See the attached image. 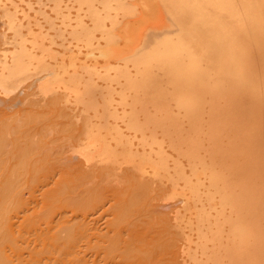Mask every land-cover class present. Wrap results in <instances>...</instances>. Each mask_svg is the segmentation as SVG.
<instances>
[{
	"label": "bare ground",
	"instance_id": "obj_1",
	"mask_svg": "<svg viewBox=\"0 0 264 264\" xmlns=\"http://www.w3.org/2000/svg\"><path fill=\"white\" fill-rule=\"evenodd\" d=\"M7 2L0 264H264V0Z\"/></svg>",
	"mask_w": 264,
	"mask_h": 264
},
{
	"label": "rangeland",
	"instance_id": "obj_2",
	"mask_svg": "<svg viewBox=\"0 0 264 264\" xmlns=\"http://www.w3.org/2000/svg\"><path fill=\"white\" fill-rule=\"evenodd\" d=\"M11 1L13 2V4H15V3L17 4V2H18L19 0H18L17 2H16L15 0H11ZM14 1H15V3H14ZM28 1H29L28 3H30V1H31V3L34 2V0H33V1H32V0H28ZM35 1H36V0H35ZM12 2H11V3H12ZM20 2H21V1H20ZM25 2H26V0H25ZM25 2H24V0H23V3H24V4H23V7H22L21 4H18V8L20 9V7H19L20 5H21L22 8H26L27 6L24 7V5H25L27 2H26V3H25ZM7 3H8V2H7ZM11 3H8V4L11 5ZM18 3H19V2H18ZM8 4H7V6H8L9 8H11V7L13 6V5H11V7H10V5H8ZM16 4H15V5H16ZM32 4H34V3H32ZM33 8H34V5H33ZM35 8H37V7L35 6ZM23 10L28 11V7H27V9H23ZM30 12H32V10H31ZM28 13H29V11H28ZM29 14H30V13H29ZM2 23H3V21L0 19V30L3 29V27L1 28V26H3V25H1ZM7 33H8V32H7ZM36 79H37V78H36ZM28 83H29V82H28ZM28 83L25 84L24 87H22L24 90H21V91H20V89H21V87H20L18 93H17V92H14L15 94L10 95V97H8V96L6 97L5 94H4V97H3V94H2L1 91H0V94H2V95L0 96V99H1V98H4V99H1L0 104L4 101V102L1 104L2 106H4L5 104L9 103V101H10V99H11L12 97H14L15 95H18V94H19L18 98L20 97V99H21L22 97L26 96L25 93H26V94H29V95L31 96V93H33L34 90H36V89H35L34 87H33V88L31 87V86H33V85H30V87H26L27 85H29ZM35 84H37V82L34 83V85H35ZM26 89H27V90H26ZM33 89H34V90H33ZM27 91H28V92H27ZM11 94H12V93H11ZM7 95H9V94H7ZM29 95H27L28 98H30ZM11 96H12V97H11ZM18 98H16V99H18ZM8 99H9V100H8ZM18 105H19V104H18ZM2 106H0V107H2ZM18 107H19V106H18ZM12 108H13V107H12ZM12 108H11V109H12ZM9 109H10V108H9ZM15 109H16V107H15ZM13 110H14V109H13ZM69 156H70V154H69ZM71 156H73V157H71V158H72L71 161L73 160V161H72L73 163L77 162L78 155L74 154V155H71ZM74 156H76V157H74ZM57 176H58V175H57ZM57 176L54 177V180H55V181L58 180ZM51 177H52V176H51ZM56 178H57V179H56ZM48 181H50L52 184H51L50 182H49V183L44 182V184H43V183H39V184L37 183V185L35 186V188L32 186V188H34L33 190H32V188H31V191H32V192L28 191V193L30 192L29 194L26 192V193H27V194H26L27 197H30L31 195L35 197V199H34V197L27 198V199L29 200V201H27V205L30 206V209H31L30 211H32L33 208H34L33 212H35V210H37V209L39 210V209H40V206L42 205V203L45 202L44 200H43V201H41V200L44 199V198H46V197L41 198V197H40V196H41V193H42V194L45 193V194L42 195V196H46V195H47L46 193H49L50 191H52V188L55 187V186H53V185L55 184L54 181H51V179H49ZM41 184H42V185H41ZM40 185H41V186H40ZM117 185H118V184H117ZM117 185H116V186H117ZM42 186H43V187H42ZM51 186H52V187H51ZM112 186H113V184H112ZM114 186H115V185H114ZM118 186H120V185H118ZM41 187H42V188H41ZM45 187H46V188H45ZM49 188H51V189H49ZM111 188H112V187H111ZM113 188H115V187H113ZM119 188H121V187H118V188H117V191L119 190ZM36 189H37V191H36ZM40 189H41V190H40ZM44 189H46V190H44ZM115 189H116V188H115ZM115 189H114V190H115ZM43 190H44L45 192H42ZM47 190H48V192H46ZM111 190H112V189H111ZM34 191H35V193H34ZM115 191H116V190H115ZM164 191H166V188H164V187H163V188H156L155 191H153V192L151 193V195H154V193H156V194L158 195V193H159V195L161 196L162 192H164ZM36 193H37V194H36ZM33 194H34V195H33ZM38 194H39V195H38ZM156 194H155V195H156ZM28 195H29V196H28ZM36 195H37V196H36ZM155 195H154V199H153V201H152L155 205H154V204H153V205H154L155 207L158 206V207H157V210L159 209L158 212L162 211L163 213H162V212H161V213H162L163 215H164V213H165L166 216L168 217V219L171 221V223H172L174 220L176 221V219H175L176 216H177V215H176V210H178L177 214H178V213H179V215H180V213L183 214V210L181 211V209H182V207H183V203H181V204H177L178 202H180L179 199H173V200H170V201H168V200L166 201V200H164V199L161 200L162 197H161V198L159 197V198H160V199H159V198L156 197ZM36 197H37V199H36ZM151 197H152V196H151ZM155 197H156V198H155ZM32 198H33L35 201H36V200H37V201H36V202H35L34 200L32 201V200H31ZM39 199H40V200H39ZM158 199H159L160 201H158ZM163 200L165 201V203H163V202H164ZM162 201H163V202H162ZM28 202H29V204H28ZM30 202L32 203V205H31ZM33 202H34V203H33ZM40 202H42V203H40ZM168 202H169V203H168ZM162 203H163V204H162ZM40 204H41V205H40ZM107 204H108V205H106V204H101V208H100V206H98L101 210H100V209H97V210L95 211L96 213L94 212V213H95L94 216H95V217L98 216V217L95 218V217L93 216L94 219H95V221H94L93 223L91 222V220H93L92 214H91V213L88 214V215H89V218H90L89 220H90V222H91V226L94 225V229H95V227H96V229L99 228V229L101 230V229L104 228V226L106 225L105 222L109 221V219H110V215H109L108 208H109L110 203H107ZM171 204H172V205H171ZM27 205H26V206H27ZM33 205H34V207H32ZM36 205H37V206H36ZM105 205H106V206H105ZM167 205L171 208V210L169 209V207H168ZM181 205H182V206H181ZM28 206H27V207H28ZM38 206H39V208H38ZM161 206H164V207L166 206V207H165V208H161ZM171 206H172V207H171ZM106 207H107V210H106ZM159 207H160V208H159ZM28 208H29V207H28ZM36 208H37V209H36ZM103 208H104V209H103ZM167 208H168L169 210H167ZM180 208H181V209H180ZM160 209H161V210H160ZM165 209H166V210H165ZM179 209H180V210H179ZM94 210H95V209H94ZM98 210H99V211H98ZM102 210H103V211H102ZM30 211L26 212V214H24V215H29L30 213H32V212H30ZM107 211H108V212H107ZM179 211H180V212H179ZM99 212H100V213H99ZM101 212H102V213H101ZM171 213H172V214H171ZM90 215H91V216H90ZM99 215H100V216H99ZM102 215H104V216H102ZM101 216H102V219L105 220V222H104V220L101 221ZM91 218H92V219H91ZM96 220H97V221H96ZM98 221H99V222H98ZM97 223H98V224H97ZM100 224H101V225H100ZM173 224H174V222H173ZM96 225H97V226H96ZM103 225H104V226H103ZM101 227H102V228H101ZM96 229H95V230H96ZM99 229H98V230H99ZM30 230H31V229H30ZM95 230L93 231V235H94L95 233H96V235H97V233H99V232H95ZM98 230H97V231H98ZM102 231H103V230H102ZM94 232H95V233H94ZM35 233L37 234V232H35ZM31 234H32V233L30 232V234L28 233V234L24 235V236L27 238V240H28L27 243H26V245H30V247L34 246V243H37V244H38V242L35 241L36 238H34V237H36V236L34 235V233H33V235H31ZM28 237H29V238H28ZM30 237H32V238H30ZM29 239H31V240L34 239L33 242H34V241H35V242L33 243V242L30 241ZM29 241H30V242H29ZM94 241L96 242V239L93 240V242H94ZM31 242H32V243H31ZM35 245H36V244H35ZM38 246H39V245H38ZM181 249H182V248L179 249V248L175 247V251L173 250L174 253H172V254L170 255V258L168 257V259H174V260H175V258H176V260H177V258H179V259H178L179 261H178V260H177V261L180 262V261L182 260L181 258H184V255H182L183 252L181 251ZM177 251H178V252H177ZM175 252L178 254L177 257H176L177 254H175ZM181 252H182V253H181ZM89 253H90V254H89ZM93 254H94V255H93ZM96 254H97V255H96ZM99 254H100V252L97 251V250L94 251V249L91 250L90 252H88V256L90 255V256H89V257H90V264H96V263L98 262L99 259H100V260H99V263H97V264H101V257H103V255H99ZM173 255H175V256L173 257ZM180 256H181V257H180ZM93 257H94V258H93ZM98 258H99V259H98ZM94 262H95V263H94Z\"/></svg>",
	"mask_w": 264,
	"mask_h": 264
}]
</instances>
